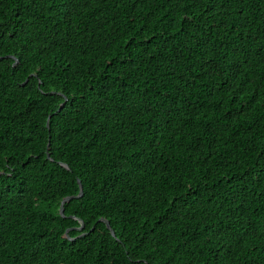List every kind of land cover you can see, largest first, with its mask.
Wrapping results in <instances>:
<instances>
[{
	"label": "trees",
	"instance_id": "1",
	"mask_svg": "<svg viewBox=\"0 0 264 264\" xmlns=\"http://www.w3.org/2000/svg\"><path fill=\"white\" fill-rule=\"evenodd\" d=\"M0 264H264V0H0Z\"/></svg>",
	"mask_w": 264,
	"mask_h": 264
},
{
	"label": "water",
	"instance_id": "2",
	"mask_svg": "<svg viewBox=\"0 0 264 264\" xmlns=\"http://www.w3.org/2000/svg\"><path fill=\"white\" fill-rule=\"evenodd\" d=\"M12 57H14V58L16 59L15 56H12ZM18 61H19V59H16V61H15L14 64H17ZM63 105H64V103L62 104V106H63ZM62 106H61V108H62ZM61 108H60V109H61ZM47 153H48V156L50 157L49 150H48ZM63 165H65V164H63ZM65 166L68 167L67 165H65ZM79 182H80V186H81L80 193H79L78 195L67 196L66 198L63 199V201H62V203H61L60 210H61V214H62L63 216H65V214H64V206H65V203L70 202L73 198H79V197H81V196L84 194V190H83V186L81 185V181L79 180ZM70 217H72V218H76V217L73 216V215H71ZM101 220L107 223V226H108L109 229L111 230L112 235H113V236H116L115 230L112 228V226H111V224H110V221L107 220V219H105V218H102ZM84 226H85V224L82 222V225L79 226L78 229L81 230V229L84 228ZM93 229H94V227L92 228V230H93ZM71 239L74 240L75 238H71Z\"/></svg>",
	"mask_w": 264,
	"mask_h": 264
}]
</instances>
